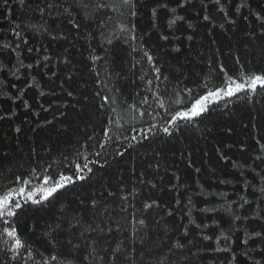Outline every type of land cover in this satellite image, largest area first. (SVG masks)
<instances>
[{"label": "trees", "instance_id": "trees-1", "mask_svg": "<svg viewBox=\"0 0 264 264\" xmlns=\"http://www.w3.org/2000/svg\"><path fill=\"white\" fill-rule=\"evenodd\" d=\"M9 2L12 4V0ZM40 2L31 0L29 7H21L17 0L7 10L11 12L13 26L20 24L23 29L21 35L29 39L27 47L39 49L38 52L28 53L26 47L21 45L23 65H35L36 60H42L44 55L52 56L53 64H56L58 56L66 55L71 60V66L61 65L58 77H52L48 69L19 66L15 56L11 64H8L7 58H0L8 65L0 74V114H4L6 109L15 112L10 121L0 122V156L8 154L7 159L0 158V192L9 187H20L16 177L24 175L27 178L32 169L39 175L41 167L38 164L45 168L51 164L55 169L61 153L70 151L76 141L83 142L89 134L94 135L95 144L96 141L107 140L103 132L111 129L110 135L115 138L113 142L127 147L132 135L137 132L146 134L150 125H162L166 110L183 109L190 99L183 91L185 88H191L194 95H199L202 94L200 86L205 81L210 86L220 85L221 63L227 74L233 77L240 72L264 71L261 42L256 43L253 54L245 36V32L253 29L259 32L254 14L264 12V0H245L248 6L241 7L239 11L237 6L242 0H234L226 11L229 19L237 21L235 29L227 23L224 29L219 28L224 18L218 12L212 13L213 23L217 27H205L204 22L195 15L199 6L187 11L177 8L173 14L171 9L176 8L175 0H158L160 4H167L168 9H158L156 17L152 16V9L157 7V0H135V8L132 9L137 13L135 16L129 14V8L122 5V0H102L108 7L99 9L95 5L101 0H61V12L68 9L70 19L80 25L79 32L69 23L67 14L61 15L55 22L42 18L34 10ZM249 12L253 15L249 16L248 21L243 20V16H248ZM175 16L184 19L169 27V20ZM3 18L0 15V20ZM189 23L193 28H188ZM3 27L8 33L4 38L7 40L11 33L6 21ZM44 27H51L54 34L63 31L69 39L52 41L46 35H34L37 29ZM129 30L134 31L136 40H128ZM161 35H167L169 39H160ZM190 35H193L191 41L187 39ZM213 39L215 44L211 43ZM133 48L149 50L155 57L156 66L169 76V81L155 80V73L150 70L146 59H141V54L133 52ZM175 48L180 51H175ZM236 55L240 57V64L234 59ZM94 56L102 59L94 63ZM210 60L213 61L211 64ZM52 71H56V68L52 67ZM68 74H71L72 80L65 83ZM33 77L35 87L30 88L28 85L33 83ZM147 80H153V84L148 85ZM61 85L65 91L61 90ZM40 91L55 92L56 95L41 97ZM66 91H72L73 97H68ZM158 96L165 105L163 109L159 106ZM244 96L243 92L232 97L221 96L219 100L209 103L210 111L201 119L199 128L186 133V138L167 143L158 139L155 143L146 141L144 147L136 145L135 150L129 149V154L123 160L117 158L119 162H111L103 173H98L115 185L117 178L127 179L130 175V162L136 163L137 172L143 170L148 162L154 164L152 150L159 149L167 168V173L163 168L160 172L164 190L152 192L146 188L145 197L157 198L161 207L173 209L178 207L177 199L184 204L192 200V219L201 226L200 229L189 224V218L183 217L179 211L175 217L167 218L177 228L174 239L183 235L182 226L191 229L187 238L192 241L188 245L191 255L187 251L182 254L178 252L169 259L171 254L165 247L145 256L146 264H177V261L179 264H248L246 258L240 255L245 249L242 243L245 233H252L253 229L260 231L264 225L248 220L246 216L251 213H246L240 205L241 197L255 203L260 188L264 187V164L255 160L258 155H264L261 150V145H264V116L261 115L264 113V97L256 95L249 102ZM104 97L110 99L105 102ZM24 101L32 106L31 109L23 107ZM41 104L48 112L41 111ZM33 112H39V117ZM140 112L145 115L140 116ZM45 120L52 123L44 124ZM17 126L22 128V133L15 132ZM207 129H211V132ZM40 144L53 151L50 156L41 153L42 158L37 161L30 153L34 147L39 151ZM181 151L185 155L192 153V167L180 159ZM89 158L96 159L94 155ZM195 168H200V172H196ZM172 173L181 177L180 187L176 190H172L177 183ZM40 184L38 180L32 181L31 191L36 199L40 198ZM87 191L100 193L101 188L94 185L86 188ZM77 192L84 195L79 189ZM16 199L23 205L13 222L20 239L45 257L56 254L58 250L46 243L48 226L60 214L62 205L71 202L72 208L78 206L76 193L69 190L58 200L39 204L25 203L21 196H16ZM201 209L208 211L201 212ZM232 213L241 219L233 222ZM128 227L131 231V227ZM204 235L212 239L203 240ZM155 238L167 239L160 235ZM4 239L0 237V249L5 247ZM229 245L237 255L235 260L232 259V252L223 251ZM247 247L255 249L252 255L260 259L256 252L264 245L249 241ZM21 255H26L23 249ZM10 256L11 252H0V264H24V261H12ZM61 259L64 264H69L66 252Z\"/></svg>", "mask_w": 264, "mask_h": 264}, {"label": "snow or ice", "instance_id": "snow-or-ice-1", "mask_svg": "<svg viewBox=\"0 0 264 264\" xmlns=\"http://www.w3.org/2000/svg\"><path fill=\"white\" fill-rule=\"evenodd\" d=\"M17 0H12V4ZM171 2V0H169ZM176 8L171 9L174 14L178 9L187 11L189 9H195L199 6L198 11L195 13L196 17L204 22V26H211L212 29L217 27L213 23V12L221 13L224 22L218 25L219 28L224 29L225 23L231 28L235 29L237 21L228 18V12L226 9L229 5L234 3V0H175ZM21 7H29L31 0H18ZM9 0H0V15L4 18L0 20V58H7L8 64L12 63V57L15 56L18 65L29 69L45 68L51 71L52 77H58V73L61 70L60 66H71V60L66 55L58 56L56 64H53V58L50 55H44L42 60L37 59L35 65H23L21 54L23 49L21 45L26 47L28 53L38 52L39 49L33 47H27L29 45V39L21 35L23 29L20 24L13 26V21L10 18L12 7ZM122 5L129 8V14L135 16L137 13L132 9L135 8V0H122ZM245 0H242L241 4L237 6V11L241 7H247ZM95 7L105 8L107 4L101 2L96 3ZM62 4L61 0H41L35 7V11L40 14L42 18H50L55 22L63 14L69 16V23L73 28L79 32L80 25L70 19V13L68 9H63L61 12ZM158 9H168L167 4H160L157 0V7L152 9V16H157ZM253 13L249 12L248 16H243V20L248 21L249 16ZM255 15V22L259 25V32L255 29L245 32V36L248 40V47L255 54L256 43L261 42L260 54L264 57V12H257ZM184 17L175 16V18L169 20V27L175 25L177 21L183 20ZM7 22L9 25V32L11 36L5 40V36L8 33L5 32L3 24ZM25 28L31 31V28L27 25ZM35 27V26H32ZM134 28V26H133ZM188 28H193L191 23L188 24ZM128 40H136L137 36L134 31L129 30ZM195 34V33H194ZM34 35L48 36L52 41L56 40H68L69 36L63 31L59 34H54L51 27H44L37 29ZM160 39L168 40L167 35H161ZM189 41L193 40V35L187 37ZM111 43V41H108ZM127 42V41H126ZM211 43L215 44L213 39ZM175 51H180L179 48H175ZM133 52L141 54V59H146L150 65V70L155 73V80L169 81V76L164 75L161 68L156 66V60L149 50L144 48H133ZM216 51H219L217 47ZM203 55V54H201ZM102 58L99 56L93 57L95 63ZM237 64H240V57L236 55L234 57ZM213 61H209L211 64ZM7 64L3 59H0V74H2L7 68ZM52 67L56 68V71H52ZM219 72L222 74L221 84L210 86L208 81H205L202 88V94L194 95L193 89L185 88L183 91L190 97L187 104L183 106L182 110L167 111L166 116L163 118L162 125H150L146 134L137 132L136 135H132L128 139V146L123 147L114 143V137L110 135L111 129L105 130L103 135L107 137V140L96 141L93 134L87 135L83 142L76 141V144L70 151H64L61 153V159L56 162L57 167L53 169L49 164L46 168L41 167L39 175L35 169H32L27 178L24 175L16 177V183L21 185L18 188H6L0 192V237L6 239L3 240L5 247L0 249V252H11L10 259L12 261H24V264H64L61 256L65 255L69 258V264H146L144 257L152 255L155 252H159L162 248L167 247L171 257H175L178 252L181 254L187 251L191 255V250L188 247L192 243L188 240L191 229L187 226L183 227V235L179 239H174L177 232L175 225H172L168 221V217H175L176 212L179 211L183 217L189 218V224L195 225L196 229H200V225L195 223L192 219L191 206L192 200L189 199L187 204H184L179 199L176 200L177 208L161 207V203L157 198L144 195L146 188L152 192L163 191L161 187L163 183V176L160 175L161 169L167 173V168L163 164L164 156L159 149H153L152 160L148 162L143 170L137 172V165L135 162L131 163L130 175L127 179L117 178L115 185L111 181L105 180L102 175L106 166L111 162H119L123 160L126 154H129V149L135 150V146L139 145L144 147V142L152 141L156 142V139L163 143L167 142H179L186 138V133L191 130L199 128V124L203 116L210 111L209 103L219 100L221 96L232 97L239 93H245L244 99L252 102V98L256 95L264 97V71L256 72H240L236 76H230L224 65H219ZM98 74V73H97ZM33 83L29 84L30 88L35 87V77L32 78ZM72 80L71 74L66 75L65 83ZM148 85L153 84V80H147ZM61 90L63 85H61ZM252 95L249 96L248 94ZM41 97L46 95L55 96V92L45 93L39 92ZM68 97H73L72 91H66ZM19 98V97H17ZM110 98L104 97L105 102ZM160 108H165L163 101L159 100ZM146 102V101H145ZM25 109H31V105L27 102H23ZM41 111L48 112V109L40 105ZM33 115L39 117V112H33ZM64 115V113H61ZM140 116H144V112L139 113ZM264 116V113H261ZM15 116V112H9L5 110L4 114H0V122L10 121ZM52 121L45 120L44 124H51ZM42 126V125H41ZM133 131H135L133 129ZM211 132V129H207ZM230 132L231 129H228ZM16 133H22V128L17 126L15 128ZM155 137V139H154ZM18 140L19 137L17 136ZM109 147L112 151L109 152ZM261 150L264 152V145H261ZM52 148L40 144L39 151L37 148L31 150L30 155L35 157L39 161L41 153L50 156ZM220 151V149H217ZM94 155L95 160L89 157ZM226 155V153H224ZM8 154L3 153L0 158L7 159ZM192 153L188 152L185 155L184 151L180 152V159L184 160L188 167H192L193 161L191 160ZM119 158V160L117 159ZM260 164H264V155H258L255 158ZM196 172H200V168H195ZM173 178L177 181L172 186V190H176L180 187V176L172 173ZM38 180L41 182L39 193L40 198L36 199L31 191L32 181ZM94 185H98L101 188L100 193L91 191L85 192L86 188H91ZM84 192V195H80L77 192ZM71 190L76 193L77 204L76 208L71 207V202L68 205H62L60 214L56 216L55 221L48 226L49 231L46 238V243L50 248L58 250L56 254L45 255L37 249H32L27 246L19 237L16 227H13L14 219L17 218L18 211L23 208L22 203L16 199V196H21L24 202H31L39 204L41 202H51L52 200H58L60 196L67 191ZM27 193V194H25ZM255 195V193H254ZM240 207L244 209L247 215L246 218L254 223H260L264 225V187L259 190V195L255 203L244 197H241ZM245 205L247 208L245 209ZM231 211L230 209H225ZM201 212H207L208 209H201ZM233 222L240 220L241 217L232 213ZM131 231H129V227ZM160 235L161 237H167V239H156L155 237ZM122 236L123 238H119ZM203 240H210L212 237L204 235ZM227 239V238H226ZM184 241H187L185 243ZM251 241L253 244L259 242L264 245V227L260 231L252 230V233H245V238L242 243L245 245V249L240 255L244 256L248 264H264V248L256 255L260 259L253 257L252 253L255 249H249L247 246ZM21 249L26 252V255H21ZM225 252H232V259L235 260L237 255L231 245L223 249ZM39 256V259H37ZM179 264V261H177ZM230 264V262H229Z\"/></svg>", "mask_w": 264, "mask_h": 264}]
</instances>
